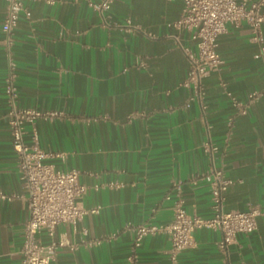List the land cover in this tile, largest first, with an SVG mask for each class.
<instances>
[{
  "label": "crops",
  "instance_id": "0c3cea01",
  "mask_svg": "<svg viewBox=\"0 0 264 264\" xmlns=\"http://www.w3.org/2000/svg\"><path fill=\"white\" fill-rule=\"evenodd\" d=\"M27 4L30 18L19 17L11 46L19 104L60 112L35 121L39 147L66 153L45 161L77 169L86 187L79 201L95 208L74 225L56 226L64 245L49 264H130L133 252L134 264H170L167 234H147L134 248L132 226L169 222L176 200L188 212L211 216L210 186L201 175L211 163L230 180L225 209L263 204L264 58L255 57L246 24L229 25L217 37L223 63L203 77L197 98L181 84L189 63L175 35L196 48L187 31L172 25L182 0H113L102 13L88 0ZM261 28L264 42V22ZM6 63L0 30V264H19L27 192L5 117ZM226 92L241 102L258 94L237 113ZM205 142L216 146L212 155ZM40 236L48 239L44 231ZM219 239L216 229H197L175 264H264V214L251 233L236 235L226 256Z\"/></svg>",
  "mask_w": 264,
  "mask_h": 264
},
{
  "label": "built area",
  "instance_id": "2783aa9c",
  "mask_svg": "<svg viewBox=\"0 0 264 264\" xmlns=\"http://www.w3.org/2000/svg\"><path fill=\"white\" fill-rule=\"evenodd\" d=\"M29 0H4V14L0 23L6 52V72L3 81V93L6 100V121L12 136V147L16 157V168L27 192L28 217L24 224L23 240L19 248V264H49L54 260L57 248L64 245L55 237L58 224L74 225L87 209L79 201L85 192V185L78 181V170H63L55 163L45 161V157L64 160L65 152L47 153L38 144L34 123L38 118L49 119L59 115L58 110H39L26 108L19 104L16 84L15 62L11 53L13 34L21 15L30 18ZM50 1V0H49ZM101 13L110 8L113 0H88ZM264 22V0H182L178 18L172 25L178 30L187 31L195 42V50L182 46L175 35L178 46L187 57L189 66L183 82L192 86L194 96L204 94L202 79L212 71L220 70L223 60L217 52V37L227 30L229 25L246 24L250 29V41L257 45L255 57L264 58L262 23ZM221 85L225 83L220 82ZM237 113H245L248 104L258 92L248 94V100L241 102L230 92H226ZM31 125L30 139L26 140V125ZM204 150L210 155L216 146L204 143ZM210 186L212 215L202 217L195 212H188L180 200L173 206L172 217L164 224L144 222L132 226L134 233L133 247L150 233L164 232L168 238V257L170 264H175L178 254L194 243L195 231L199 228H213L220 232L217 242L219 252L226 256L228 248L238 233L249 234L256 228V218L264 214L263 204H249L245 209H225L224 192L230 183L223 170L213 163L201 174ZM196 177V176H195ZM177 190L178 183H174ZM46 232L48 239L42 240L41 232ZM71 249L75 244H69ZM134 252L127 257L134 264Z\"/></svg>",
  "mask_w": 264,
  "mask_h": 264
}]
</instances>
